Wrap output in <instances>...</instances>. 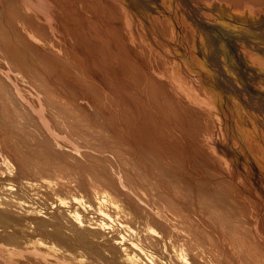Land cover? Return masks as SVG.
Returning a JSON list of instances; mask_svg holds the SVG:
<instances>
[{
    "label": "bare ground",
    "instance_id": "bare-ground-1",
    "mask_svg": "<svg viewBox=\"0 0 264 264\" xmlns=\"http://www.w3.org/2000/svg\"><path fill=\"white\" fill-rule=\"evenodd\" d=\"M77 1L73 10L66 7L69 23L63 18L58 27L65 39L74 36L97 53L91 67L98 78L86 60L68 61L63 37L20 0H0V245L41 249L69 264H264L255 214L222 175H231L239 156H221L211 143L217 131L229 147L218 116L224 95L209 63L198 57L195 27L181 17L190 55L182 65L185 72L189 66L203 70L205 84L199 74L185 80L174 70V17L151 0ZM195 1L230 6L246 23L264 6V0ZM161 4L170 11L173 0ZM198 38L208 55L206 36ZM244 51L264 74V56ZM82 93L90 96L84 105ZM39 100L51 126L78 150L46 130L35 112ZM232 102L241 105L234 96ZM234 123L239 132L250 130ZM246 137L264 172V148ZM238 183L248 188L241 178Z\"/></svg>",
    "mask_w": 264,
    "mask_h": 264
},
{
    "label": "rangeland",
    "instance_id": "rangeland-1",
    "mask_svg": "<svg viewBox=\"0 0 264 264\" xmlns=\"http://www.w3.org/2000/svg\"><path fill=\"white\" fill-rule=\"evenodd\" d=\"M151 2L156 5L157 8L159 7L158 9L163 11L164 15L174 17V63L176 67L174 70L177 69V72H179L181 77H183L185 80L187 78L193 80L196 74H199L201 82L205 84L208 76L203 70L197 69L196 66L191 67L192 69L189 66L188 68L190 71H184L182 62L190 59V55L186 49L184 38L182 37L180 25L181 17H187L188 21L197 30V33H202L208 40L207 45L209 46V54L207 55L208 52L204 50L203 46H200L197 34L196 51L199 59H204L207 63H209L208 67L214 72V77L218 88L224 95V100L220 106V112L218 116L221 120L222 128L224 130L229 147L227 148L225 146L223 148L220 134H218L217 131L212 134L211 143L221 156L225 155L229 157L231 155L234 156L233 153L238 154L239 160H237V162H232L231 164V175L227 176L224 173L222 175L225 176L223 178L229 179L232 183L240 188L246 203L255 214V229L257 231L259 240L264 245V172H262V170L252 159L249 154L248 146L246 145V136L251 135L255 137L258 145L264 148V91L260 88L261 83L264 85V74L251 66L244 51V49L251 50L261 56H264V6L262 7L263 11H261L258 18L255 17L254 20H250L248 23H246L240 21L239 18L231 12L232 10L230 6L229 8L227 6V10L219 8L218 4H216L217 1H214L209 7L206 3H200L195 0H173L170 11H167L162 7L161 0H151ZM149 7L154 14H158L157 9L154 8L155 6L150 4ZM246 9L249 12L251 11L248 8ZM205 12H211L213 17L210 19L206 18L204 16ZM235 23H237V25ZM221 26H223V28ZM244 32L246 34H243ZM152 35V31H149V38H151ZM167 56L171 57L170 55ZM182 70L184 73H182ZM13 80L11 81L14 83L18 96L26 99V95L21 90L20 85H18L15 79ZM29 95L36 99H39L40 97L37 93L32 92H29ZM82 95L83 97H86V100H82L80 102L84 105L87 103L86 101H90L87 99V97L90 98V96L83 93ZM176 96L177 94L174 90V98ZM233 96L238 98V101L241 104L238 106V109L232 106ZM38 102L39 107L35 109V112L38 114L42 123H44L43 125L46 127V130L56 141L70 145V147H72L74 150H78V148L73 143H71L65 134H60L57 130H55V128L51 126L42 101L39 100ZM27 103L30 104V101H27ZM98 109H100V107H98ZM234 121L240 122L242 127L250 130L246 131V133L237 131L235 126L236 123H234ZM229 137H231V139ZM192 172L200 176V178L209 179L201 171L192 170ZM239 178H241L248 185V188L239 185ZM0 264L69 263L63 260L61 261L55 259L54 257L48 258L41 249L30 252L18 248L11 249L0 245Z\"/></svg>",
    "mask_w": 264,
    "mask_h": 264
},
{
    "label": "crops",
    "instance_id": "crops-1",
    "mask_svg": "<svg viewBox=\"0 0 264 264\" xmlns=\"http://www.w3.org/2000/svg\"><path fill=\"white\" fill-rule=\"evenodd\" d=\"M2 1V0H1ZM58 1H60V3L58 2ZM20 0V2H21V5H22V7H24V9L27 11V12H31V13H33V15L39 20H41L42 21V23H44L46 26H48V29L54 34V33H56L57 35H56V37L57 38H59V39H61L63 36H66L64 33H63V31L61 32V28L59 29V23H58V20H60V21H62L63 20V18H65L63 21L66 23V22H68L69 23V21H70V18L68 17V15H70L69 13H68V11H71V10H73L72 8L70 9V7L71 6H74L75 4V2H74V0H70L71 2H69V0H67V5H65V6H63L64 4H66V3H64V1L62 0ZM75 1H77V0H75ZM66 2V1H65ZM73 2V3H72ZM78 2V1H77ZM53 3H55V4H53ZM56 3H58V4H56ZM2 4H3V2H2ZM60 4L62 5L61 7H59L60 6ZM70 4H73V5H70ZM4 5V4H3ZM2 5V6H3ZM24 5V6H23ZM55 5H57V6H55ZM55 7V8H54ZM56 7H58L59 9H60V11H59V9L57 10L56 9ZM63 7H65V10H63L64 8ZM66 7H68L69 9H68V11H67V8ZM63 8V9H62ZM56 9V10H55ZM62 9V10H61ZM63 12L64 13V11H66L65 13H64V15L62 14V15H60V12ZM36 12V13H35ZM66 13H67V15H66ZM38 14H39V16H38ZM66 16L68 17V18H66ZM56 17L57 18H59V17H61V18H59V19H56ZM66 19H68V20H66ZM63 21L62 22H60V24L61 23H63ZM49 24V25H48ZM62 25V27H64V25L63 24H61ZM54 26V27H53ZM58 28H57V27ZM56 27V28H55ZM55 28V29H54ZM53 29V30H52ZM60 30V31H59ZM54 31V32H53ZM58 31V32H57ZM62 33V34H61ZM25 35L23 34V36H22V38H24L25 39V37H24ZM70 37H72V41H70L71 40V38ZM70 37H69V39H68V37L65 39V37H63L62 39H61V42H62V44L65 46V48H66V51H67V53H68V55L70 56H68L70 59H67L68 61H70V60H72L73 61V63H74V61H76L77 60V62L78 63H80V59L81 60H86V64H87V66L89 67V69L92 71V72H94V74L96 75L97 74V76H95V77H99L98 76V72L97 71H95V70H93L92 68L93 67H91L92 66V64L94 63V61H96V57H97V53L94 51L93 52V54L91 55L88 51H86V50H84L83 49V47L81 46V42L80 43H78V41L79 40H76L75 41V37L74 36H71L70 35ZM74 37V38H73ZM25 40H29V39H25ZM67 40H69V42H67ZM28 42H31V41H28ZM65 43V44H64ZM73 43H74V46H73ZM76 44H78L77 46H76ZM72 45V46H71ZM69 46V47H68ZM71 47V48H70ZM74 47V48H73ZM81 47V49H79ZM67 48H68V50H67ZM74 50H76V51H74ZM69 51V52H68ZM72 51H74V52H72ZM79 51H80V53H79ZM85 51V52H84ZM66 53V54H67ZM73 53V54H72ZM79 53V54H78ZM86 53H88V55L86 54ZM94 53H96V55L94 54ZM40 54H42V55H45V56H48L47 55V53H44V52H42V53H40ZM71 54L73 55V56H71ZM75 54V55H74ZM78 55V58H76L77 57V55ZM79 55H80V57H79ZM87 55V56H86ZM93 55L94 56H96V57H93ZM82 56H83V58H82ZM74 57V58H73ZM91 57H92V59L94 60V61H92V59H91ZM80 58V59H79ZM86 58H88V59H86ZM73 59H75V60H73ZM78 59H79V61H78ZM91 59V60H90ZM52 61V60H51ZM89 63H88V62ZM77 62H75V63H77ZM92 63V64H91ZM91 64V65H90ZM55 67H56V69H58L57 68V65H55ZM67 84H69V83H67Z\"/></svg>",
    "mask_w": 264,
    "mask_h": 264
}]
</instances>
